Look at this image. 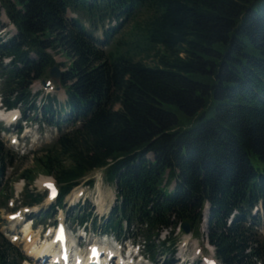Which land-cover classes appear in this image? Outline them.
I'll return each mask as SVG.
<instances>
[{
  "label": "trees",
  "instance_id": "16d2710c",
  "mask_svg": "<svg viewBox=\"0 0 264 264\" xmlns=\"http://www.w3.org/2000/svg\"><path fill=\"white\" fill-rule=\"evenodd\" d=\"M2 12L16 27L0 38L2 104L61 131L33 153L34 168L22 175L28 186L38 173L52 175L62 205L102 169L119 199L106 232L135 225L148 252L173 254L177 228L188 222L200 237L209 205L218 260L264 264V212L253 214L264 208V0H0V29ZM130 22L129 37H118ZM52 50L71 58L60 79L67 98L48 96L39 107L32 84L64 66ZM153 50L154 65L135 58ZM165 104L198 123L177 127ZM10 165L0 128V189ZM26 190V204L42 202ZM24 258L0 231V264Z\"/></svg>",
  "mask_w": 264,
  "mask_h": 264
},
{
  "label": "rangeland",
  "instance_id": "374dc122",
  "mask_svg": "<svg viewBox=\"0 0 264 264\" xmlns=\"http://www.w3.org/2000/svg\"><path fill=\"white\" fill-rule=\"evenodd\" d=\"M142 12L143 15L145 10H143ZM68 16L78 17L77 14H73L72 12H69ZM1 21L5 25V27H2L0 29V38L6 39L7 37H10L15 33V29L13 25L10 24L9 19L7 18L4 12L1 15ZM85 21L86 20H84L83 22ZM85 24L86 26H88V23ZM132 25L133 22H130V24L124 26L121 32L118 34V37L125 36L126 38H128L129 36L126 34L130 33ZM155 51L153 50L137 53L135 58L142 59L146 63L154 65L157 60V57H155L154 55ZM51 53L54 55L55 59L59 63L64 64V66H61V69L64 71V69H66L70 63L71 58L69 57V55L61 50L51 51ZM53 86L54 88L52 87L49 91L51 93V96L57 97L60 104L63 105L66 102V95L63 88L60 86L59 81H54ZM32 88L33 92L41 91L43 90V84L42 82H36ZM47 95V92H42L39 98L37 99V105H42ZM164 106L177 114L179 118V125L177 127L185 129L190 128L191 126H194L198 123V121L195 122L194 118L187 117L186 115H184L176 105L165 104ZM10 114L11 113H9V115ZM209 114L210 115H208V117L215 114V108H212ZM9 115H7L8 119ZM20 123L21 125L26 126L24 129V133L21 136H18V143H13L12 141V138L14 137L12 132L15 130V126H12L10 131L2 132V138L4 143L8 147L12 148L10 152L13 157V165L8 168L6 177L3 179L2 182L3 190L0 191V229L3 233V236H5L10 243H12L19 251L28 254L26 250V243L28 240L26 238L27 234L24 232V226L22 228L18 227V221L20 220H10L9 214L15 212L16 210L24 211L25 208L31 207L25 204L26 200L28 199L26 197L27 192L25 188L28 186H26L27 181L23 179L22 175L27 169H33L35 164L32 160V155L27 156V152L29 151V149L37 150L42 143L46 144L51 142L57 137L59 131L53 126L45 125L41 127L37 125L34 121H29L27 123L24 120H20L17 125ZM6 124L7 121H0L1 128H5ZM63 128H65V126ZM53 178L54 177L52 175H47L42 172L38 173L34 181L29 185L28 189L34 194H41L44 190L42 186H40V181L42 179ZM91 180L94 181V184L89 186L88 181ZM81 193L83 194L81 195ZM79 200L81 201L80 205L85 206V210L88 211V213H90L92 217L97 218L98 221L97 226H95L94 224H90L88 226V229H90L91 232L89 236L91 241L89 243H92V241L102 240L100 236V232L102 230L100 224L103 225L106 223L105 221L111 214V209L117 202L115 185L105 181L103 171L99 169L84 178L81 181L80 185L76 187V189H74L72 193L66 198V207L64 210H70L68 215H66L65 212L63 216L67 217L69 228L72 230V238L75 240H78L77 237L78 235H80V233L77 232V225L70 220L72 214L75 213L70 212L71 210H73V206H75ZM97 200L98 204L102 203V207L97 204ZM49 206L50 202L45 199L43 203L35 205L36 208L34 211L35 213H38L40 211V213L42 212L44 214L48 211ZM77 212H80V210H77ZM49 214L51 215L52 213ZM37 216L38 215H36V217ZM59 217L60 216L58 215V218ZM37 218L33 222L32 230L36 235L37 233L41 234L40 240L38 241V244L40 245L41 242L46 239L44 233H42V230L54 220L51 216H42L38 219ZM262 229L264 230V226L262 227ZM93 232L95 233V235H93ZM200 232L202 234V237L200 239H197L194 235H192V233H184L183 229L180 227V229H177V236L175 235L177 248L175 249V252L172 256L170 253H166L164 249L159 247V250L154 255L153 259H151L152 256L146 252V256L147 258H150V262L146 258L144 259L145 262L141 260V258H138L137 261H135V264H169V262L170 264H202L200 261L201 256L199 255V250L201 253H203V255L207 256H214L215 253L213 247L208 245V241L206 238L207 231L205 223L200 228ZM15 235L18 236V239L16 240L13 238V236ZM134 235H136V239L141 242L142 239L140 238L137 232L136 234L130 232L129 234H126V236H123L126 248H130L132 246ZM168 236V231H164L161 234L159 240H165L166 238H168ZM115 237L116 236L113 234V238H109V241L113 240ZM159 240H156L157 244L159 243ZM183 257L186 262H182ZM32 263L36 264L35 262ZM23 264H27V262H24Z\"/></svg>",
  "mask_w": 264,
  "mask_h": 264
},
{
  "label": "bare ground",
  "instance_id": "6f19581e",
  "mask_svg": "<svg viewBox=\"0 0 264 264\" xmlns=\"http://www.w3.org/2000/svg\"><path fill=\"white\" fill-rule=\"evenodd\" d=\"M9 113H11V114L9 115ZM7 115H9V119L7 118ZM16 115H17V111L6 112V111H3V110H0V120H4V121H7L8 122V121H11L12 118L16 117ZM46 181H48V179H42L40 181V186L44 185V182H46ZM20 188H18V189H20ZM97 204H98V200H97ZM98 205L100 207H102L101 206L102 203H99ZM24 232L27 234V237L29 236L30 233L32 234V230H31V227H30L29 224H26L25 225ZM26 250L28 251V254L29 255L39 258V257H42V256L46 255L47 253H50L52 251H55L56 250V247L54 246V242H52L48 238L45 239L39 245L38 244V235H37V237L34 238V239L31 237V241L30 242L28 241L26 243ZM57 253H59V255H60V249H58ZM52 260H55V258H53Z\"/></svg>",
  "mask_w": 264,
  "mask_h": 264
},
{
  "label": "water",
  "instance_id": "95a60500",
  "mask_svg": "<svg viewBox=\"0 0 264 264\" xmlns=\"http://www.w3.org/2000/svg\"><path fill=\"white\" fill-rule=\"evenodd\" d=\"M51 75H52L53 77H55V78L58 79V78L60 77V69H59V67H57V66L53 67V68L51 69ZM182 227L184 228V230H185L186 232H189V231H190V227H189V225H188L187 222L183 223V224H182Z\"/></svg>",
  "mask_w": 264,
  "mask_h": 264
}]
</instances>
